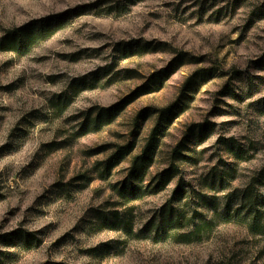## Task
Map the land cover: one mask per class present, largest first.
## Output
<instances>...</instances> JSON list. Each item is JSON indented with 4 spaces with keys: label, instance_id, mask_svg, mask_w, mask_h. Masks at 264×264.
I'll return each mask as SVG.
<instances>
[{
    "label": "rangeland",
    "instance_id": "1",
    "mask_svg": "<svg viewBox=\"0 0 264 264\" xmlns=\"http://www.w3.org/2000/svg\"><path fill=\"white\" fill-rule=\"evenodd\" d=\"M71 9L31 50L0 51V264H264L244 207L257 194L264 224V0H0V36ZM142 86L113 122L86 121ZM170 104L144 181L119 193L159 116L142 110ZM171 202L186 218L167 226ZM227 205L243 217L226 222Z\"/></svg>",
    "mask_w": 264,
    "mask_h": 264
},
{
    "label": "trees",
    "instance_id": "2",
    "mask_svg": "<svg viewBox=\"0 0 264 264\" xmlns=\"http://www.w3.org/2000/svg\"><path fill=\"white\" fill-rule=\"evenodd\" d=\"M73 11H75V9L66 10L52 15H46L39 19L28 22L20 27H15L7 30L2 36H0V51L11 50L18 52H26L31 50L32 47L37 45L39 42L51 38L55 33L63 29L66 25V22L70 19ZM158 78L161 83L162 75H158ZM144 87L148 92L153 91V88L149 84ZM140 89H143V86L138 90L134 91L133 94H131L130 96L125 97L121 101L116 102L115 104L109 107L93 108V110L87 114L86 121L88 123L92 122L94 124V129H99V123L103 120H105L103 121L104 124H109L113 122L115 117L120 112H122L125 107L141 93ZM175 108V104H170L163 108H156V110L153 111H150L149 108L142 110V113H144L145 117H148L150 113L154 111L158 112L159 116L141 152L133 156L131 160V165L129 167V174L125 182L122 184L123 186L120 188L119 193H123L125 190H127V187L132 186L134 182L140 184L144 181L152 162V156L158 145L159 135L163 129V121L174 113ZM94 113L95 117L92 119V115ZM196 127L197 129L200 128V132L203 131L202 124H197ZM197 129H190V135L188 137L194 136ZM134 147V142H128L123 145H117L115 147L114 152L102 162L103 173H110L111 169L120 162L122 156L124 154L131 153ZM186 149V140L179 142L172 152L171 162L169 166L152 178V183L156 184L155 189H157V191L165 189L168 183L179 173L180 168L178 162L189 157V155L184 152ZM182 189L183 188L180 185L175 190L173 196L175 202L179 201L184 197L185 190ZM250 194L251 195H249L248 197L247 193L245 192L244 196V207L245 209H247L248 215V217L245 216V218L250 220V223H252V230L262 232L264 231L263 223L253 224V221L257 220V215L255 214L254 208L258 206V196L257 194ZM169 206L170 218L167 217L165 219L164 222L166 223V225L168 226L170 224L178 222L181 223V221L186 218V214L178 208L174 207L172 202L169 204ZM226 207L228 208L224 209V214L222 215L226 222H236L243 217V206L237 207L235 210L230 209L229 205H227ZM124 223H126V221H124ZM208 223V221H203L201 224L196 225L192 232L183 233L182 238L184 239V241L202 239L203 235H205V233L209 230V226H207ZM159 228L162 231H168L165 225ZM28 235L31 236L32 234L28 233ZM192 236L195 238H192Z\"/></svg>",
    "mask_w": 264,
    "mask_h": 264
}]
</instances>
